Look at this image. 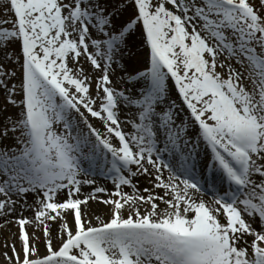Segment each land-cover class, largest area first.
<instances>
[{
	"label": "snow or ice",
	"instance_id": "snow-or-ice-1",
	"mask_svg": "<svg viewBox=\"0 0 264 264\" xmlns=\"http://www.w3.org/2000/svg\"><path fill=\"white\" fill-rule=\"evenodd\" d=\"M0 222L3 264H264V0H0Z\"/></svg>",
	"mask_w": 264,
	"mask_h": 264
},
{
	"label": "bare ground",
	"instance_id": "bare-ground-1",
	"mask_svg": "<svg viewBox=\"0 0 264 264\" xmlns=\"http://www.w3.org/2000/svg\"><path fill=\"white\" fill-rule=\"evenodd\" d=\"M132 43L134 45L137 42L135 40H132ZM137 53L138 54H136V57L138 58L140 51H138ZM137 58H135V59H137ZM93 120H94L95 124L101 125L98 120H96V119H93ZM139 183H141V186H146L147 181L143 177H141V178H139ZM128 190L129 189H125V191H128ZM30 202H31V198H30ZM94 207H95V205H94ZM24 215L28 216V215H30V213L29 212H25ZM15 232H16V227L14 226V224H9V225H3L2 223L0 224V251L3 250V249H1V246H3V243H4L5 239L11 237L12 233H15ZM9 242H11V241L9 240ZM0 262L3 264V259L2 258H0Z\"/></svg>",
	"mask_w": 264,
	"mask_h": 264
},
{
	"label": "rangeland",
	"instance_id": "rangeland-1",
	"mask_svg": "<svg viewBox=\"0 0 264 264\" xmlns=\"http://www.w3.org/2000/svg\"><path fill=\"white\" fill-rule=\"evenodd\" d=\"M138 39V37H136V40ZM139 41V40H138ZM141 46H140V44H138L137 46H135V48H136V50L137 51H139ZM132 53V54H131ZM135 53V51H134V49L133 50H130V55L132 56V58H133V60L135 59V58H137L136 57V54H134ZM93 91H94V89H93ZM17 227V226H16ZM18 229L16 228V231H17ZM1 249H3V246H1Z\"/></svg>",
	"mask_w": 264,
	"mask_h": 264
}]
</instances>
